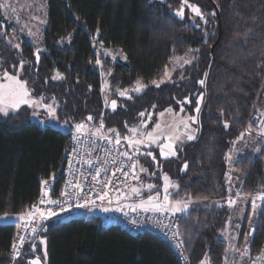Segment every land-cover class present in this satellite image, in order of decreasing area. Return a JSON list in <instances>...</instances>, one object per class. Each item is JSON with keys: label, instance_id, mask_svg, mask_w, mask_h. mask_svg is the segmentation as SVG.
<instances>
[{"label": "trees", "instance_id": "obj_1", "mask_svg": "<svg viewBox=\"0 0 264 264\" xmlns=\"http://www.w3.org/2000/svg\"><path fill=\"white\" fill-rule=\"evenodd\" d=\"M201 1L206 32L188 17L179 20L157 1L48 0L45 51L38 61L28 42L20 48L8 43L0 18V70L17 72L33 98L54 102L62 123L102 128L105 133L112 129L113 139L116 133L125 139L129 128L142 121L141 113H153L155 119L166 109L196 115V99L204 91L196 139L184 142L178 157L161 164L179 163L172 174L178 184L174 198L225 201L229 197L227 157L244 134L264 73V0ZM97 36L106 48L120 49L127 57L126 63L108 66L112 83L122 89L132 88L137 81L146 85L142 93L122 99L115 109L104 102L93 41ZM190 49L199 50L196 59L176 69L171 82L159 87L151 83L163 80L173 57ZM205 72L206 85L201 86L198 81ZM76 132L43 127L33 121L28 108L0 115V216L25 213L39 196L41 180L62 178L65 151ZM263 158L262 146L256 158L248 156L235 165L246 194L255 185L264 186ZM185 163L187 169L181 171ZM231 216L225 204L194 208L182 215L180 232L192 264H225L223 234ZM50 219L38 229L36 239ZM18 228L0 224V264H9ZM45 239V264H180L162 240L104 226L98 217L60 221L46 231ZM263 248L264 203L249 246L251 258Z\"/></svg>", "mask_w": 264, "mask_h": 264}, {"label": "rangeland", "instance_id": "obj_2", "mask_svg": "<svg viewBox=\"0 0 264 264\" xmlns=\"http://www.w3.org/2000/svg\"><path fill=\"white\" fill-rule=\"evenodd\" d=\"M154 1L161 3L160 0ZM161 4L168 8L173 14L175 11H178L183 8L184 18L186 19L188 17L190 23L196 25L198 28H201L203 32H206L205 26L208 25V22L205 23V19L207 20V18L203 14V1L188 0V3L185 4L183 0H166L165 3ZM4 5H7V7H5ZM191 5H195L201 9V13L204 16V19H201L200 16L196 15L191 11ZM0 18L2 19V22L5 26L4 34L8 43L13 46L19 44L20 48L22 43L26 41L30 45H32L36 51L37 49L40 50V57L42 52L45 51L44 32L48 24V0H0ZM65 41L68 42L69 38ZM93 41L95 45V52L97 54V60L100 61V63L97 64V68L99 70L102 80V92L104 102L106 107L115 109L120 104V101L122 99L138 94L135 92V89L139 85L136 83L132 88L122 89L118 85L113 84L112 69H110L108 66L110 64L118 62L126 63L127 57L120 49L106 48L98 40V36L94 37ZM194 53L195 51H192L188 52L183 56H174L170 65L166 69V73L168 75H165L163 81H169V77H172L175 70L181 68L179 65L182 64L184 60H192ZM186 65L188 64H184L183 67H185ZM5 73L9 75H14L19 80H21L17 72L0 70V84L9 83ZM140 83L143 84L142 82ZM145 88L146 87L142 88L140 93H142ZM121 92H125L126 94L124 96H121ZM27 98L30 100L36 99L32 96L30 97V95ZM7 99L8 98L6 97L5 103H7ZM36 100V104H22L19 109L15 111L10 110L8 114L18 112L24 108H28L32 113L33 121L39 123L43 127H55L61 129L66 133L76 130V128L73 127L71 124L62 123L59 120L57 115V105L54 102H48L39 99ZM112 101H116L115 108H113ZM44 105H50L51 109L45 108ZM263 107L264 106H261L260 112L264 113ZM0 115L6 116L3 113H0ZM142 117L143 118L140 123L135 124L129 128V133L126 136L133 140H143L144 142L142 144L130 145L127 139H123L122 137H120L121 142H123L122 139L125 140V142L123 143H125L129 150L134 152L138 157L136 172L137 180L127 186L121 187L116 193L115 199L118 203L123 200L133 201L131 199L137 198L139 199L137 200V202L144 200L146 202V207H150V205L147 203V197L149 195H152L156 197V199H154L151 204L158 201L159 204L170 207L172 205H175L176 203V201L172 198V192L175 188H178V185L175 183L172 174L173 172H176L177 169L179 170V166H177L179 163L177 161H174L167 163L165 167H163V165L161 164V160L178 157L180 155V149L183 143L188 140L187 136H194L197 133L198 123L192 122L189 119V117H191L190 115L184 114L182 112L176 113L172 109L171 111L164 112L163 116L159 115L157 119H155L153 113L143 115ZM156 123H159L161 126L158 130L155 127ZM185 123L188 125L187 128H185L184 126ZM133 128L137 129L135 133L132 131ZM81 130L95 133L98 135L104 132L102 128L94 129L89 128L87 126L83 127ZM148 133H153L155 137L154 142L152 140H149ZM106 134L110 136L112 134V131H108L106 132ZM170 136L172 137L171 141L168 140V137ZM113 137L116 139L117 133ZM169 142L173 145L172 148L163 147ZM261 148L262 144L260 143V141L244 133L243 136L235 142L234 147L232 148L230 154L227 157L229 165L227 183L229 186L230 199L235 200V204L233 206L236 211L234 212L233 218L235 222L234 225L236 233L233 242H231L229 238V242H226L227 253L225 264H248L251 258L249 246L256 230L259 209L264 203V200L260 198V194L264 192V186L255 185L252 188L251 192L246 194L244 188L242 187L241 173L235 170V165L239 160L245 159L248 156L256 158L260 153ZM172 151L176 152L175 156L171 155ZM149 152L152 153V156L148 155ZM163 153H168V155H164ZM153 156L155 157V159H153ZM184 165L180 167L181 171H185L187 169L184 167ZM165 176H167L169 179L166 180ZM149 184L154 185V187L152 189H149L147 187ZM165 186H167V192H165ZM132 188H139L141 191L138 194L133 193L131 191ZM165 195H168V201L164 200ZM118 196L120 197L119 200H117ZM189 200L192 201L189 206L193 208H210L215 207L219 204H223L224 202L213 199ZM253 201H255V208L252 207ZM183 203H181V206H183ZM105 207H108V205H94L86 208L71 210L64 214H60L58 217H52L50 221L46 224V227L43 230V234H41L40 236V240L45 239L46 231L54 225L58 224L60 221H67L73 218H84L87 220H92L96 217H99L103 212H105L103 211V208ZM135 208L141 209L138 207ZM125 209L129 210L131 208ZM248 215L249 218L247 222V230L244 234L243 239L241 240V231L239 230L237 223H245V219ZM44 222L45 221L41 220L39 227L43 225ZM245 237H247V243H245ZM237 248L239 249V251H236ZM242 253L247 254L242 255ZM39 261L40 264H44L42 260L39 259Z\"/></svg>", "mask_w": 264, "mask_h": 264}, {"label": "built area", "instance_id": "obj_3", "mask_svg": "<svg viewBox=\"0 0 264 264\" xmlns=\"http://www.w3.org/2000/svg\"><path fill=\"white\" fill-rule=\"evenodd\" d=\"M261 106H264V73L244 130L245 134L260 141L264 147V124H262L264 113L260 112ZM109 137L105 132L99 135L84 130L74 133L65 151L66 165L62 178L55 176L54 179L52 177L41 180L39 196L32 205L36 204L44 210L49 207L55 210V206L49 202L63 199L62 193L65 191L69 193L77 191L70 185L79 183L85 189L83 195L87 196L88 191L93 190V194L87 197L95 199V204L90 206L107 204L108 208L113 209L103 212L98 217L104 226H119L134 235L152 234L172 249L180 264H192L180 232L182 215H174L169 211L115 210L117 208L115 195L118 190L137 180L138 157L129 150L125 143L120 142L117 145L115 144V139L110 137L111 140H109L107 139ZM123 152H127L128 156H124ZM262 169H264V158ZM97 171L101 173L98 177H96ZM44 181H48V183L45 184ZM103 191L108 192L105 200L96 199L95 194ZM41 199L45 201L42 205L39 204ZM32 205L24 213L26 220L17 229L12 243V245L16 244V249L19 250L20 255L16 256L14 254L15 250L11 246L9 264H22L21 259L25 249L36 237L37 232L33 234L31 229L32 227H37L38 231L41 220ZM75 209L80 208L72 210ZM29 213L33 215H29ZM171 225L175 227H170ZM237 225L239 230L242 231L244 222H238ZM173 231L178 232L175 238L172 236ZM20 237H23V244H21ZM262 256H264V248L255 254L248 264H264V259L260 258Z\"/></svg>", "mask_w": 264, "mask_h": 264}, {"label": "snow or ice", "instance_id": "obj_4", "mask_svg": "<svg viewBox=\"0 0 264 264\" xmlns=\"http://www.w3.org/2000/svg\"><path fill=\"white\" fill-rule=\"evenodd\" d=\"M154 0H148V3H153ZM161 3H165L166 0H160ZM183 2L185 4L188 3V0H183ZM5 7H7V5H4ZM191 11L193 13H195L196 15L200 16L201 19H204V16L203 14L201 13V9L195 5H191ZM211 15L214 17L215 16V13H211ZM174 16L176 18H178L179 20H183L184 19V10L183 8H181L180 10L178 11H175L174 12ZM205 23H207V20L205 19ZM214 35V34H213ZM10 42V41H9ZM16 48H19V44H16L15 45ZM192 51H199L198 49L197 50H189V52H192ZM39 52L40 50L37 49L35 55H36V59L37 61L39 60ZM182 59V58H181ZM196 59L195 56H193L192 60ZM192 60H184V62L182 64H180L179 66L181 68H183L184 64H191L192 63ZM100 61L97 60V64H99ZM21 68L23 67V62H21ZM5 75L7 76V80L9 81L8 84H0V113H3L4 115H8L9 111H15L17 109L20 108V106L23 104V105H30V104H36L37 103V100L36 99H28L27 97L30 95V93L28 92L27 90V82L26 81H21L19 80L16 76L14 75H9L7 73H5ZM165 75H168L167 73H165ZM204 78L200 79L198 81V83L201 85V86H205L206 85V81H207V77H208V73L205 72L203 74ZM169 82H171V78L169 77ZM152 84L156 85V87H159L160 83H164L163 80H161L159 83L157 81H152L151 82ZM137 84L139 85L136 89H135V92L136 93H140L141 89L146 87L145 85L141 84L140 81H137ZM126 93L125 92H121L120 95L121 96H124ZM204 96H205V92L204 91H201L199 93V96L197 97L196 99V104H195V113L196 115H193L191 117H189V119L194 122V123H198V115L201 111V103L203 102L204 100ZM8 98L7 99V103H5V98ZM129 99H131V96L128 97ZM39 100H43V97H40ZM185 100L188 102V103H192V101L188 98V97H185ZM183 103V102H182ZM112 105H113V108H115L116 106V101H112ZM45 108H49L51 109V106L50 105H44ZM183 107H181V111H183ZM165 111H171V109H166ZM141 116L144 115V113H141L140 114ZM161 116L164 115L163 112L160 113ZM89 120H92V117L89 116L88 117ZM262 124H264V121H262ZM185 128L188 127V125L185 123ZM225 126H227V122H225ZM84 127L83 124H76L75 125V128L77 131H80L82 128ZM101 127H103V123L101 121ZM156 129H160V124L159 123H156L155 125ZM109 131H115V130H112L110 129ZM132 131L135 133L137 131L136 128H133ZM243 136V133H241V137ZM148 138L149 140H152L154 142L155 140V137L153 135V133H148ZM109 140H111V138H107ZM125 139L128 140V143L130 145H137V144H142L144 141L143 140H133L129 137H125ZM187 139L189 141H192V140H195L196 137L193 136V135H188L187 136ZM168 140L171 141L172 140V137H168ZM121 142L120 140V136H119V133H117V137H116V140H115V144L119 145ZM163 147L165 148H172L173 145L169 142L168 144H165ZM259 150V149H257ZM162 152H163V149H162ZM164 155H168V153H163ZM123 155L124 156H128V153L127 152H123ZM148 155L152 156V153L149 152ZM171 155L175 156L176 155V152L175 151H172L171 152ZM153 159H155V157L153 156ZM133 167H135L133 165ZM185 168H187V164L184 165ZM143 170V169H141ZM106 171V170H105ZM100 171H97L96 172V177L100 176ZM125 175H127V173H125ZM54 179V177H53ZM95 179V177H94ZM165 179H169L167 176H165ZM45 184L48 183V181H44ZM71 187L77 189V191H74V192H63L62 193V198L63 199H58V200H52L50 201L49 203L51 205H54L55 206V210H53V208L49 207L47 210H44V209H41L39 208L36 204H33L32 205V208L35 209V212L39 214V217H40V220L42 221H46L52 217H58L60 214L62 213H65L67 211H70L74 208H86V207H89L90 205H93L95 204V199H89L87 198L88 196H91L93 194V190H89L88 193H87V196L83 195L85 193V189L83 187H81V185L79 183H75V184H71L70 185ZM149 189H152L154 187V185H151L149 184L147 186ZM178 187V186H177ZM131 191L133 193H140V189L139 188H132ZM165 192H167V186H165ZM108 196V192L107 191H103L102 193H96L95 194V197L96 199H99L100 201H104L105 198ZM260 198L262 200H264V192H262L260 194ZM120 197L118 196L117 197V200H119ZM156 199V197L152 196V195H149L147 197V203L150 205V207H146V202L144 200H141L138 207L141 208V209H144L145 211H148V210H155V211H171L174 215L177 214V213H182L184 212L185 210L188 209L189 207V204L192 203L191 200H189L188 202H185L183 203V206H181V201H176L175 205H172L170 207L166 206V205H161V204H151V202ZM164 200L165 201H168V195H165L164 196ZM110 202V201H109ZM45 201L43 199H41L39 201V204H44ZM228 204L229 205H234L235 204V200L233 199H229L228 200ZM129 208H131L133 211H136V208L133 207L132 205H127ZM252 207L255 208V201L252 202ZM113 209L111 208H108V207H105L103 208V211L105 212H108V211H111ZM115 210H118V211H122L123 209L120 208V207H117ZM29 215H33L32 213H29ZM22 218V217H21ZM0 219H3V217H0ZM9 219H15V217H9ZM133 223H135V221H133ZM170 227H175L174 225H171ZM32 233L35 234L37 232V227H32L31 229ZM19 235V233H18ZM178 235V232L176 231H173L172 232V236L175 238L176 236ZM20 240H21V244H23V237H20ZM248 240H247V237H245V243H247ZM13 249L15 250V255L16 256H19L20 255V252L19 250L16 249V244L14 243L12 245ZM32 247L34 248L35 245H32ZM236 251H239V249L237 248ZM247 253H242V255H246ZM261 259H264V256L260 257ZM34 264H40V261H39V258L37 257L34 261ZM203 264V262H202Z\"/></svg>", "mask_w": 264, "mask_h": 264}, {"label": "crops", "instance_id": "obj_5", "mask_svg": "<svg viewBox=\"0 0 264 264\" xmlns=\"http://www.w3.org/2000/svg\"><path fill=\"white\" fill-rule=\"evenodd\" d=\"M177 190H178V188H175L174 191L172 192V198H173V200H175V201H178L179 200V201H181V203L188 202L189 199L174 198V195L177 192ZM229 199H230V196L223 202V204L227 205L230 208V210L232 211V216L229 219V221L227 222V224L225 226V229H224V234H223L224 236L223 237H224L225 242H229L228 241V238L231 240V242H233L234 241V238H235V233H236V231H235V225H234L235 222H234V218H233L234 217V212L236 210H235V208H234L233 205H229L228 204V200ZM139 203H140V201H138V202L135 201L134 202V201H125V200H123V201L118 202L117 207H120L122 209L129 208L127 205H132V206L138 207ZM157 203L159 204L158 201L154 202L153 204H157ZM223 204H219V205H223ZM219 205H217V206H219ZM192 209H194V208L191 207V206H189L187 210H185L184 212L179 213V214H182L183 215V214L189 212ZM140 210H143V209H140ZM0 217H3V219H0V224L12 223V224H17V225L20 226L26 220V215L24 213H21V214H12V215H1ZM9 217H15V219H9ZM32 245H35V247L33 248ZM37 257L40 260H42L43 263L45 264V259L47 258V242H46V239L40 240V237L37 238V239L35 238L28 245V247H27V249H26V251L24 253V256H23V260L22 261H23L24 264H34V261H35V259Z\"/></svg>", "mask_w": 264, "mask_h": 264}, {"label": "bare ground", "instance_id": "obj_6", "mask_svg": "<svg viewBox=\"0 0 264 264\" xmlns=\"http://www.w3.org/2000/svg\"><path fill=\"white\" fill-rule=\"evenodd\" d=\"M66 160V159H65ZM177 215H181V214H179V213H177ZM149 234V233H148ZM152 235V234H151ZM240 235H241V233H240ZM169 249L171 250V252L173 253V255H174V252L172 251V249L169 247ZM260 252V251H259ZM258 252V253H259ZM8 256H9V254H8Z\"/></svg>", "mask_w": 264, "mask_h": 264}, {"label": "water", "instance_id": "obj_7", "mask_svg": "<svg viewBox=\"0 0 264 264\" xmlns=\"http://www.w3.org/2000/svg\"><path fill=\"white\" fill-rule=\"evenodd\" d=\"M118 204V203H117ZM242 232V231H241Z\"/></svg>", "mask_w": 264, "mask_h": 264}]
</instances>
